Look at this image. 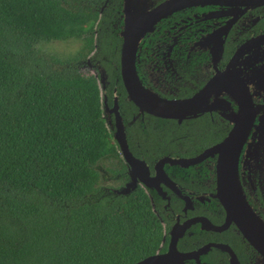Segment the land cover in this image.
Masks as SVG:
<instances>
[{"label": "trees", "instance_id": "16d2710c", "mask_svg": "<svg viewBox=\"0 0 264 264\" xmlns=\"http://www.w3.org/2000/svg\"><path fill=\"white\" fill-rule=\"evenodd\" d=\"M119 8L0 0V264H133L164 250L147 193L107 184H123V161L97 79L79 68L88 56L118 78ZM68 40L78 42L66 58L39 49ZM172 128L146 125L143 150H169Z\"/></svg>", "mask_w": 264, "mask_h": 264}, {"label": "flooded vegetation", "instance_id": "af4514ba", "mask_svg": "<svg viewBox=\"0 0 264 264\" xmlns=\"http://www.w3.org/2000/svg\"><path fill=\"white\" fill-rule=\"evenodd\" d=\"M165 1L168 0H145L132 7L145 12ZM188 1L189 4L156 20L144 33L136 48L135 71L147 91L172 100L189 98L216 74L228 69L234 73L238 88L248 92L253 111L245 136L234 139L227 157L235 167L245 199L243 211L249 213L251 223L264 236V0ZM118 19V25L113 23L112 28L117 29L119 62L121 39L117 32L122 23L121 0ZM86 59L92 63L79 68L90 66L94 70L99 61L94 58L90 61L87 56L83 62ZM229 62H233L231 68ZM117 69L118 78L106 77V84L100 87L102 117L114 141L117 127L123 129L131 155L143 161L148 177L155 178L147 186L138 176L134 177L135 187L142 188L151 206L157 207L153 211L164 227L161 242L164 250L170 230L182 229L175 242L178 251L208 245L204 253L184 264H234L231 256L236 264H264V256L244 237L237 226L240 223L227 218L215 195L218 153L206 150L227 136L232 127L229 117L237 108L226 88L223 89L225 84L212 89L207 110L178 121L139 111L126 99L119 65ZM92 75L98 80L95 71ZM163 123L173 127L169 150H143L139 138L145 126ZM117 150L126 175L123 186L130 180L128 172L132 167L122 158L118 146ZM165 156L192 161L164 162L158 166V160ZM156 167L166 181L155 176ZM135 171L142 173L143 165L137 164ZM107 184L111 189L118 188L115 181Z\"/></svg>", "mask_w": 264, "mask_h": 264}, {"label": "water", "instance_id": "95a60500", "mask_svg": "<svg viewBox=\"0 0 264 264\" xmlns=\"http://www.w3.org/2000/svg\"><path fill=\"white\" fill-rule=\"evenodd\" d=\"M132 0H121V14L122 23L118 36L121 39L119 48V76L122 86L126 92V99L131 101L139 111L147 112L151 115L160 118H172L178 121L185 117H191L199 112L207 110L206 107L208 97L214 88H226V93L234 100L237 108L229 117L232 122V127L227 136L216 145L210 147L206 152H217L216 164V196L223 205L227 218L234 219L237 226L241 230L247 241L256 248V250L264 256V236L253 226L251 219L248 218V212L245 209V199L242 195L237 174L234 165L231 166L229 161V146L238 136L242 138L245 136L249 121L252 114V102L246 89L241 90L235 83L233 72L230 70L223 71L212 77L199 91L185 99H166L147 91L146 88L138 80L135 71V58L137 52V45L144 33L150 29L151 25L163 17L167 13L177 9V7L187 5L188 0H168L153 9H148L145 12L136 10L130 12ZM133 8V7H131ZM124 16V17H123ZM88 63V62H87ZM233 62H229L231 68ZM100 75H98L99 87L103 88L106 84V74L101 66ZM227 82V83H226ZM221 84V85H220ZM240 84V83H239ZM220 103V102H219ZM122 158L132 167L129 171L130 180L122 187L113 189L117 194H127L135 187V176H138L144 184L149 186V181L153 182L155 178L148 177L147 169L142 160L134 158L127 148L124 137V132L121 127H117L113 135ZM236 156V154H235ZM235 160V157H234ZM191 159L162 157L157 164L160 166L164 162L183 163L191 162ZM137 164L143 165V172L137 174L135 168ZM160 170V171H159ZM155 176L159 177L161 181H166V177L161 169L155 168ZM170 230L169 242L166 250L162 252H155L144 258L136 261L133 264H184V261L189 259H196L200 254L204 253L208 245H203L196 250L181 252L176 249V239L181 235L182 229ZM162 242V240H161ZM232 262L236 264V260L232 257Z\"/></svg>", "mask_w": 264, "mask_h": 264}, {"label": "rangeland", "instance_id": "374dc122", "mask_svg": "<svg viewBox=\"0 0 264 264\" xmlns=\"http://www.w3.org/2000/svg\"><path fill=\"white\" fill-rule=\"evenodd\" d=\"M144 1L145 0H132V3H130L131 6H129L130 12H134L136 10H141V9H135V8H131V7L135 6V5L138 6L141 2H144ZM137 8H139V7H137ZM131 9H133V10H131ZM77 42H75L73 40H68V41H63V42L41 43V44H39V49L43 52L53 54L55 56H64L63 58H66L69 56L68 54L72 53L74 51V49L77 47ZM79 44H80V42H79ZM93 71H95V73L100 75L101 72H100V68H99L98 64H96L94 70L91 69L90 66L80 68V72L82 74H92Z\"/></svg>", "mask_w": 264, "mask_h": 264}]
</instances>
